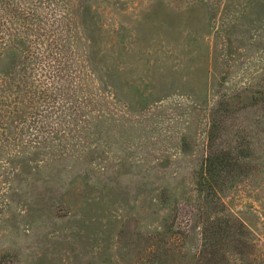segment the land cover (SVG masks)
Returning <instances> with one entry per match:
<instances>
[{"label":"rangeland","instance_id":"obj_1","mask_svg":"<svg viewBox=\"0 0 264 264\" xmlns=\"http://www.w3.org/2000/svg\"><path fill=\"white\" fill-rule=\"evenodd\" d=\"M260 97L264 0H0V264H264Z\"/></svg>","mask_w":264,"mask_h":264},{"label":"trees","instance_id":"obj_2","mask_svg":"<svg viewBox=\"0 0 264 264\" xmlns=\"http://www.w3.org/2000/svg\"><path fill=\"white\" fill-rule=\"evenodd\" d=\"M255 107H261L264 112V97L255 99ZM212 119L209 128V139L213 141V145L220 139L222 132V125L224 123L219 115V108L217 107L212 111ZM237 157L235 156V153ZM242 154L238 153L235 149L230 148L219 149L212 148L200 164L196 171L197 192L199 203H205L206 207L212 204L211 197L218 196V191L221 187V182L225 179L226 173L231 171L230 166L233 161L237 162L242 159ZM203 209V208H202ZM200 209V210H202ZM214 214L200 213L199 223L202 227V235L205 242L216 244L221 238H226L229 234L227 230L221 231V219ZM177 218V219H176ZM193 217L183 215L180 218L175 217L170 225L173 230L185 223V227L189 226Z\"/></svg>","mask_w":264,"mask_h":264}]
</instances>
